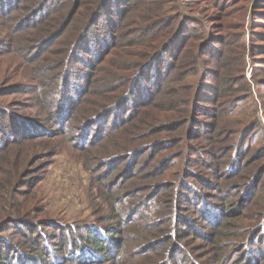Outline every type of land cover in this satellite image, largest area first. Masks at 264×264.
Segmentation results:
<instances>
[{"label": "trees", "instance_id": "16d2710c", "mask_svg": "<svg viewBox=\"0 0 264 264\" xmlns=\"http://www.w3.org/2000/svg\"><path fill=\"white\" fill-rule=\"evenodd\" d=\"M48 1L50 2V0H39L36 7L31 9L28 15L26 14L27 16L13 17L11 21L17 22L18 26L16 28L20 29V26L25 28L28 25V20L34 18L35 14L40 13L41 15L44 13L47 4H49ZM128 1L130 3L133 0ZM128 1L122 0L125 5ZM215 1L217 3L221 2V0H214L213 2L215 3ZM72 3L76 5L69 13L66 21L61 23L60 28L54 25L56 19L50 18L48 22L43 24L44 27L41 31L35 35L36 38L33 37L29 41L30 43L27 45L29 48H25L26 52L31 51L32 47L30 45L34 46V43L40 44L35 47L41 49L61 39L68 31L80 7L77 0H73ZM250 3L255 4V8L254 16L251 17L248 45V43L242 42L245 37V21L248 18L245 12L248 11ZM231 5H235V7L227 15L236 12L240 14V23L235 29L237 33L229 28L227 33H223L224 36L216 35L218 37L213 40V43L204 44L205 48L201 52L194 46L195 43H191V40H194L198 34L195 26L191 25L195 24L194 22L184 19L179 27L173 31L171 27L174 26L178 17L175 15L167 16L165 14L167 10L163 6L155 9V12L145 15L143 17L144 22L152 21V23L141 29L144 34L136 32L133 35L136 34L140 38L149 36V40H147L149 42L138 43L134 51L128 52L132 57L138 60L141 58V60L129 65L118 66L117 72L131 71L132 73L128 76L118 75L113 71L112 62H106L107 66L108 64L110 66L108 72L112 76L108 80L102 77L101 84L104 86L102 87L103 90L98 93L102 99L98 101L89 100L91 92L94 93V91H90V88L95 84V80H98L95 72L106 70H102V67L96 65L102 64L105 61V56L110 52L108 49L101 54V48L104 44L100 43L99 39L91 40L92 42H98L97 45L94 44V49L91 48V52L94 53L95 64H97L86 62L89 66L86 65L87 69L82 76L84 82L77 89L72 90L74 92L72 97H63L64 103L69 108H63L62 105L61 107L59 105V110L55 113L54 118L62 119L65 127L75 121V124L70 125L68 128L72 130H79L80 128V138L88 130L96 127L97 129L103 128L112 120L113 125L121 126L122 130L116 134L111 133L109 142L105 143L106 139H104L101 146L102 150L107 154L111 141L120 136L125 144L118 141V145L122 147L121 149L124 152H119V156L109 154L98 160L101 163L115 161L112 167L119 161L122 165L127 163L126 170L134 174L138 168L139 160L151 152L153 154L148 157L149 160L145 161L139 169L142 175L149 171L153 184L145 187L144 192H148L145 197L141 196L143 191L126 190L125 188L122 189L121 195L113 198L111 197L112 194L109 196L110 193H113L109 182L113 178H109L108 181V178L104 176L103 178H106L105 180L109 183L105 187V196L108 195L106 198L110 197L113 201L120 200L119 204L123 203L125 208L119 209L114 202L108 203L109 212L111 213V217H109L111 223L108 226L94 227L91 224H86L80 228H83V231L75 233L72 238L66 236L62 226L58 223L55 224L54 228L59 232V236L50 235L49 237L43 233L36 234L37 224L34 227L29 225L31 232L36 236L32 238L25 235L27 241L21 243L23 250L20 251L13 249L12 244L5 243L3 252L0 245V264H65L76 260L84 264H100L105 261H112L113 264H129L127 260L131 259L132 252H128L133 250L129 244L132 242L131 236L135 238L134 232L137 231L147 235L140 238L138 249L141 250V254L137 252L135 258L140 257L142 260L136 264H165V262L171 264V262H174L175 254H178L179 250L178 245L171 242L179 238L178 230H173V227L184 216L180 210L185 203L189 202L188 194H197V189L190 181L192 179L200 180L208 190L216 191V193L223 196L222 200L229 201L228 207L232 208L227 210L223 204L222 207H216L220 221L217 227L216 224L213 226L214 233L212 236L215 238L204 236L208 243L212 242L216 246L215 249L221 248V253L218 254L219 263L264 264L262 263L264 261V249L260 246L264 243V240L261 243L259 239L263 235L264 217L260 220L262 225L259 223L257 227L242 224L243 227H240V232H243L242 234L246 236L242 239V242L234 240L230 241L226 247L219 246L224 237L231 238V235L228 234L229 230L238 226V224L234 225L230 218L239 220L245 217L247 219L255 211L259 204L252 200L257 197L259 186L264 179V162L262 161L264 160V142L259 143L260 140L264 139V127L257 118L258 111L252 88L245 83L246 79L244 77L246 55L251 58L255 68L264 69V31L258 30V28L264 29V0H233ZM113 6H117V0H101L98 9L93 12L87 22V27L90 26V29H87V32L82 33L80 37L75 38V42L72 43L71 49H69L70 54L68 52L67 69L65 68V73L63 72L68 74L65 85L78 76L70 72L72 70L69 69V65L74 61L76 62L74 66L81 64L82 60L79 57L87 53L84 48H81L89 40L91 27L95 24L94 20L99 21L101 14L107 7L111 8L108 10L109 14L114 12ZM217 8L219 9L221 6H217ZM126 9L128 12V7ZM120 11L117 16L121 20L120 16L122 17V14ZM180 16L182 17V15ZM97 17L98 19H96ZM222 30L219 32H222ZM204 34L207 35L208 32L205 31ZM38 36H40L39 39ZM219 36L223 37L220 38ZM206 38V41H208L210 35ZM0 43L7 46L11 42L8 39L0 41ZM229 43L237 44L234 46L235 51H232L230 47H227L228 50L226 51L225 47ZM218 45L219 47H217ZM116 46L117 49L121 50L125 48L126 43H117ZM40 52L39 50L37 55ZM58 54L61 53L54 50L49 53L50 56H58ZM230 54H234L236 57V59H233L237 62L234 67L228 65ZM118 55L122 54L119 53ZM208 57L218 61L217 69L211 70L208 68L209 62L206 61ZM168 58H173V61H168ZM47 59L49 58L47 57ZM61 63L63 66L64 63ZM204 63L205 67H203ZM227 65L229 69H226ZM199 67L200 69H198ZM44 69L43 76L47 74L48 77L49 74L55 72L54 69L48 67ZM189 72L193 76L194 74L195 76L199 75L196 79V87L193 84L195 78L189 79L188 77ZM166 76H168L167 79ZM209 77H219L218 86L214 83L209 84L207 82ZM77 84L75 83L71 89L76 88ZM262 84L261 80L257 82L258 86ZM146 86L150 90L143 93ZM119 88H121L120 93L117 92ZM141 94L142 98L135 101L134 96ZM181 94H188V98L180 100ZM61 95L63 93H60ZM83 96L87 97L83 99ZM166 97L170 99L165 100ZM72 103L79 104L77 111L73 110ZM132 106H135V109L132 110L128 119H124L126 114L124 111ZM179 106H181L180 109ZM206 119L210 122L205 121ZM230 124L231 127H227ZM14 134L16 133H9L7 136L9 146L14 143ZM41 136L51 137L53 133L51 130L45 131L44 135ZM85 143L87 144V140ZM258 144L261 146L256 149ZM126 145H128L127 148H125ZM170 149L174 150L173 153L165 158L163 151ZM228 156V162L225 168L222 169L224 166L222 161L227 159ZM257 163L260 164L256 165ZM196 167H201L202 171L196 172ZM169 170L173 171L169 172ZM213 180H224V182L218 186L216 183H212ZM131 185H134V183H129L126 187ZM169 190L170 193L160 194ZM125 191L130 193L128 194ZM236 192L241 194L239 198L235 195ZM7 193L10 195L12 191L8 189ZM200 194L206 197V195L210 196L212 193L202 192ZM124 195H129V197L123 198ZM217 196L218 199L219 195ZM11 198L16 200V198ZM129 198H133L130 203ZM208 200L212 202L210 199ZM240 200L243 204L242 202L239 203ZM261 202L262 199L259 203ZM212 205L215 204L212 202ZM262 206L264 208V204ZM8 208L11 209L12 207ZM234 208L236 209L234 210ZM239 208L250 210L247 213L237 212L236 210ZM130 212L132 215L139 214L143 218H147V224L145 226L136 224V227H131L132 225L126 227V219L130 218ZM169 218L172 219V222ZM222 220L226 221L223 222ZM167 224L171 225L169 228L173 230V235L165 239L166 234L163 235V231L166 230L163 229V226ZM7 225V222L0 221V236L6 231ZM50 227L46 226L45 228ZM237 234L240 236L236 231L233 237H237ZM113 242L118 244L119 249V253L114 255L109 249V245ZM124 244H126L125 247ZM224 248H229L230 252H223ZM24 249L29 251L25 252ZM238 250H240L239 254L234 257ZM185 258L184 264H198L194 257L188 256Z\"/></svg>", "mask_w": 264, "mask_h": 264}, {"label": "rangeland", "instance_id": "374dc122", "mask_svg": "<svg viewBox=\"0 0 264 264\" xmlns=\"http://www.w3.org/2000/svg\"><path fill=\"white\" fill-rule=\"evenodd\" d=\"M77 1L80 7L68 31L61 39L41 49L35 47L40 44L34 43V46L30 45L32 48L28 53L25 48H29L27 46L28 43H30L29 41L33 37L36 38L35 35L44 27L43 24L48 22L50 18H54L56 19L54 25L60 28L61 23L66 21L69 13L76 4L72 3L73 0H50V2L48 1L49 4H47L44 13L41 15L40 13L35 14L36 16L34 18L28 20V25H26L25 28L20 26V29H18L16 28L18 26L17 22H13L11 19H13V17L19 18L24 15L27 16L28 12L36 7L39 0H0V41L9 39V42H11L8 43L7 46H3V44L0 43V184H2L0 187V221L3 220L8 223L5 228L6 231L0 236V245L2 246L1 249L3 252L5 243L12 244L15 250H23L21 243L27 241L25 235L31 236L32 238L36 236L31 232L32 230L29 225L34 227V225L37 224L38 229L36 230V234L43 233L49 237L50 235L59 236V232L54 228L55 224L58 223L62 226V230L65 231L66 236L72 238L75 233L83 231V228L80 229L83 225L91 224L94 227L108 226L111 223L109 222L111 213L109 212L108 203L114 202L115 205H118L119 209L125 208L123 203L119 204L120 200L113 201L110 197H108L109 199L106 198L108 195L105 196V187L108 186L109 183L105 180L106 178H103L104 176L108 178V181L109 178H113L109 181L110 188L112 189L111 192H113L110 193L109 196L112 194L111 197L113 198L117 195H121L122 189L125 188L126 190L143 191L141 196L145 197L148 193L147 191L144 192L145 187L149 184L150 186L153 184L149 171L142 175L139 169L145 161L149 160L148 157L153 154L151 152L147 153L139 160L138 168L135 170L134 174L126 170L127 163L122 165L121 161H119L112 167L115 161L101 163L100 160H98L109 154L119 156V152H124L121 149L122 147L118 145V141L122 142V137L120 136L115 137L114 140L111 141L107 154L101 147L104 143V139H106L105 143L109 142L111 133L116 134L122 130L120 128L121 126L119 127L116 124L113 125V121L111 120L103 127L105 130L102 127L98 129L97 127L92 128L80 138V128L79 130L68 128L70 125L75 124V121L65 127L62 119L54 118L55 113L59 110V105L60 107L62 105L63 108H69L67 104L64 103L63 97H72V93H74L72 90L77 89L78 86L84 82L82 76L87 69L86 65L97 64H95L94 53L91 52V48L94 49V44L97 45L98 42H92L91 40L99 39L100 43L104 44L101 48V54L108 49L110 52L105 56V61L102 64L98 63L99 65H96L97 67H102V70H106L103 72H101V70L95 72V76L98 80H95L94 77L95 84L90 88V91H94V93L91 92L90 98L88 97L89 100L98 101L102 99L98 95V93L103 90L102 87L104 86L101 84L102 77L108 80L109 77L112 76L111 73L108 72L110 71V66L109 64L107 66L106 62H112V66H114L113 71L120 76H128L132 73L131 71L117 72L118 66L129 65L141 60V58L138 60L132 57L128 52L134 51L138 43H144L149 40V36L140 38L136 34L133 35V33L138 32L144 34L141 29L147 27L152 21L144 22L143 17L155 12V9L160 6H163V8L167 10L165 12L167 16L175 15L178 17L175 20L174 26L171 27L173 31L179 27L184 19H188L192 23H195L191 25L195 26L198 34L194 40H191V43H195L194 46H196L200 52L205 48L204 44L213 43V40L217 39L218 36L216 35L224 36V34L229 31V28H231L230 30L236 31L235 29L240 23V14L238 12L227 15L229 11L235 7V5H231L233 0H221L219 3L216 1L214 3V0H133L129 3L127 0V5H125L122 0H117V6H113L114 12L109 14L108 10L110 7H107L103 13L101 11L100 20H94L95 24L91 27L89 40L87 44L81 48L87 51L86 54L84 53L79 57V59L82 60L81 64L74 66V63H76L74 61L69 65V69L72 70L70 72L78 76L74 77L70 80V83L67 82L65 85L68 74H64V69H67V60L70 54L69 49H71V45L75 42L77 36L80 37L82 33L87 32V29H90V26H88L89 28L87 27V22L93 12L98 9V4L101 0ZM215 5L221 6V8L218 9ZM127 7L128 12L126 9ZM254 8L255 4L253 5L250 3L248 5V11L245 12L248 18H246L245 21V37L242 43H248V45L251 32V17L254 16ZM119 11L122 14V17L120 16L121 20L117 16ZM31 14L32 12L30 15ZM180 15H182V17ZM96 19H98V17ZM220 30H222V32H219ZM258 30L264 31V29L262 30L259 28ZM205 31L208 32L207 35L204 34ZM235 33H237V31ZM208 35H210V39L206 41ZM223 36L219 37L221 38ZM37 38L39 39L40 36ZM234 39L236 38L234 37ZM104 40H106V42H104ZM148 42L149 41L145 43ZM117 43H126L125 48L121 49L126 51L124 52L117 49ZM236 45L235 43H229L225 49L227 51V47H230L232 51H235L234 46ZM217 47H219V45ZM39 50L41 52L37 55ZM53 50L59 51L61 54H58V56H50L49 53ZM119 53L122 55L119 56ZM230 55L228 65L229 67H234L237 62L233 61V59H236V57L234 54ZM40 56H42V58L39 59ZM46 56L49 59L46 60ZM44 57L46 58L44 59ZM167 60L172 62L173 58H168ZM245 60V83L249 84L252 88L258 111L257 118L264 127V69L255 68V64L251 62V58L247 55ZM206 61L209 62V69L215 70L218 68V61L216 59L208 57ZM61 62L64 63L63 66ZM228 65L226 69H229ZM205 66L204 63L203 67ZM45 67L54 69L55 72L49 74L48 77L46 76L47 74L43 76L42 73ZM198 69H200V67ZM198 76L199 75L195 76V74L193 76L191 72L188 73L189 79L195 78V80H193L194 87L197 86L196 79ZM167 78L168 76H166V79ZM219 79V77H209L207 82L217 85ZM259 80L263 83L261 86L257 85ZM75 83H78L77 87L71 89ZM147 86L143 93L150 90ZM117 92L120 93L121 88H119ZM60 93H63V95L60 96ZM142 94L138 96L135 95L134 100L137 101L139 98H142ZM87 96H83V99ZM186 98H188V94H181L180 100ZM168 99L170 98L166 97L165 100ZM71 105L74 108L73 110H78V103H72ZM243 107L245 108V106ZM178 108L180 109L181 106ZM134 109L135 106H132L125 110L124 112H126V114L124 119H128ZM205 121L210 122L208 119ZM227 127H231V124L227 125ZM50 130L53 136H41L44 135L45 131ZM9 133H16L13 135L14 143L10 144V146L8 145L9 139L7 138ZM86 140L87 144L85 143ZM263 142L264 139L259 141L260 144ZM122 144L125 143L122 142ZM260 144L256 146V149L261 146ZM127 146L128 145H126L125 148H127ZM173 151L172 149L168 151L164 150L165 158L170 156ZM228 159L229 156L222 161V163H224L222 169L225 168ZM262 161L264 162V160ZM258 164L260 163L256 165ZM201 169V167H196L195 171H202ZM171 171L173 170H169V172ZM190 181L195 189H197V194H188L189 202L185 203L180 210L184 216H182L183 218L181 221L178 220V223L173 227V230H178L177 233H179V238L171 242L178 245L177 247L179 250L178 254H175L174 262H171V264H184V259L188 256L194 257L198 264H220L218 254L221 253V248L215 249L214 247L216 246L213 245L212 242L208 243L204 236L215 238L212 236L214 233L213 226L216 224L217 227L220 221L218 210L215 208L222 207L223 204L227 210L232 209L228 207L230 202L222 200L223 196L216 193V191L208 190L200 180L192 179ZM132 182L134 185L126 187ZM223 182L224 180H213L212 183H216L220 186ZM8 189L12 191V194L9 195L7 193ZM199 191L200 193L211 192L212 194L204 197ZM125 192L128 194L130 193L127 191ZM165 193H170V190L160 194ZM217 195H219L218 199L216 198L218 197ZM235 195L239 198L241 194L236 192ZM11 197L16 198V200H13ZM122 197H129V195H124ZM131 199L133 198L128 199L129 203ZM208 199L216 206L212 205V202ZM261 199L262 202L259 203ZM252 201H256L259 205L247 219L245 217L239 220L230 218L232 219L231 222L234 225L238 224V226L229 230L228 234L231 235V238L224 237L220 242L221 244H219L220 247H226L230 241L234 240L242 242V239L246 237L245 234H242L243 232H240V227H243L242 224L254 225L256 227L259 223L262 225L260 220L264 217V208L262 206L264 204V179L259 186L257 197ZM241 202L240 200L239 203ZM8 207L12 208L9 209ZM33 208L34 210H32ZM235 209L236 208H234V210ZM29 210L31 212H27ZM249 210L247 208H239L236 211L247 213ZM166 211L168 210L166 209ZM129 217L130 218L126 219V227L131 225V227H136V224L145 226L148 222L147 218H143V216L139 214L132 215L130 212ZM169 219L172 222V219ZM180 223L186 224L181 225ZM167 225L163 226V229L166 230L163 231V235L166 234L165 239L173 235V230L169 228L171 225ZM46 226H51L52 228H45ZM236 231L240 236L237 234V237H233ZM262 232L263 235L259 238L261 243H263L264 240V229ZM145 235L147 234L137 231L134 232L135 238L131 236L132 242L129 246L132 247L133 250H129L128 252H132L131 259L127 260L129 264H136L142 260L140 257H135L137 252L141 254V250L138 249V246L140 238ZM114 244L113 242L109 245L110 252L113 253V255L119 253L118 244ZM125 246L126 244H124V247ZM260 246L264 249V243L260 244ZM24 251L28 252L29 250L24 249ZM223 252H230L229 248H224ZM239 252L240 250L234 254V257L237 256ZM133 254L135 255L134 257ZM262 263H264V261H262ZM65 264L84 263L76 260ZM100 264H113V262L105 261Z\"/></svg>", "mask_w": 264, "mask_h": 264}]
</instances>
